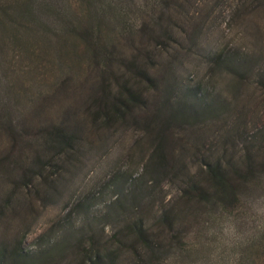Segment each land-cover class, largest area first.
Listing matches in <instances>:
<instances>
[{
  "label": "rangeland",
  "instance_id": "374dc122",
  "mask_svg": "<svg viewBox=\"0 0 264 264\" xmlns=\"http://www.w3.org/2000/svg\"><path fill=\"white\" fill-rule=\"evenodd\" d=\"M139 1L56 0L55 7L67 15L58 17L53 27L64 28V21L74 19L75 28H90L92 38H72L81 49H72L66 77L55 81L52 73L44 74L41 69L37 84H54L21 120V126L29 130L36 125L47 127L50 118L61 121L75 148L74 160L59 176L47 201L35 203L36 209L29 213L19 193L17 214L10 213L0 225L12 238L27 220L24 248L44 250L31 264H79L83 245L92 242L99 244L102 252L112 248V236L137 217L139 209L152 222L164 203L175 199L180 179L189 170H199L200 152L213 154L236 131H242L239 141L244 144L252 133L264 135V0H188L189 14L174 20L179 27L167 28L176 41L167 52L154 53L151 73L156 76V87L145 95L146 107L136 115L139 121L135 115L113 126L103 121V109L93 103L95 93L100 85L114 83L113 73L123 68V62L136 58L148 34L160 30V16H151L140 31L130 26L132 30L127 32L123 30L126 24L120 22L116 29L98 23L111 4L118 11L130 8L128 18L122 16L127 23L137 21ZM72 11L80 15H69ZM57 46L51 54L54 57L59 54ZM225 53L238 55L242 65L234 63L228 68L211 60L213 55ZM24 66L28 71L27 62ZM200 84L217 97L222 109L162 125L180 102L190 99L184 87ZM161 134L168 143L159 151L169 159L157 177L155 152ZM236 140L233 137L226 147L239 154ZM115 176L123 180L120 187L112 185ZM8 180V173L0 174V186L7 187ZM254 201L258 213L264 215V192ZM12 220L14 224L8 227ZM179 224L181 229L187 225ZM80 242L83 245L79 246Z\"/></svg>",
  "mask_w": 264,
  "mask_h": 264
},
{
  "label": "trees",
  "instance_id": "16d2710c",
  "mask_svg": "<svg viewBox=\"0 0 264 264\" xmlns=\"http://www.w3.org/2000/svg\"><path fill=\"white\" fill-rule=\"evenodd\" d=\"M187 1L140 0L135 22L127 23L122 18L123 15L128 18L130 8L122 7L118 11L111 4L109 12L103 14L99 25L103 22L106 27L116 29L120 22L126 24L123 30L127 32L132 30L130 26L140 31L149 24L151 16H160V30L148 34L146 45L136 58L123 62V68L113 73L114 83L100 85L94 95L93 103L103 109L100 111L107 125L123 124L129 116L145 109V95L156 87V76L151 73L154 53L167 52L176 41L167 28L179 27L174 20L189 14ZM55 6L56 0H0V174H9L8 186H0V225L10 213L17 214L15 202L21 197L19 193L29 213L36 209L35 203L44 204L59 176L74 160L73 138L61 121L50 118L47 127L36 125L32 126L33 130L21 126V120L40 101L44 90L54 84V81L37 84L41 69L44 74L52 73L55 81L64 77L71 69L67 59L71 58L72 49H81L72 38L75 35L92 38L91 29L75 28L74 19L64 21V28L53 27L58 17L67 15ZM71 14L80 15L77 11ZM56 46L59 54L54 57ZM211 60L228 68L243 63L238 55L229 53L213 55ZM25 62L30 66L28 71ZM184 93L190 99L180 102L169 121L162 125L189 121L222 109L217 97L201 84L186 85ZM241 132L228 136L221 149L213 154L200 152L199 170L195 173L189 170L180 179L175 199L164 203L154 221L150 222L139 209L138 216L112 236L114 246L103 252L95 242L90 246L80 242L79 246L83 247L79 264H209L213 253L220 264L229 261L264 264V215L258 213L254 201L256 195L264 192V135L252 133L246 136L244 144L239 141ZM233 137L237 139L235 146L239 147V154L229 152L226 147ZM158 138L160 149L155 155L159 165L157 177H160L168 156L159 150L168 143V138L164 134ZM112 185L120 187L123 180L115 176ZM185 222L186 227L181 229L179 223ZM27 223L22 221L20 228L24 230H18L12 238L0 227V264H31L40 259L36 254H44V250L24 248ZM11 224L13 220L7 226ZM232 229L236 239L229 248L224 243L225 232Z\"/></svg>",
  "mask_w": 264,
  "mask_h": 264
},
{
  "label": "clouds",
  "instance_id": "9594fccd",
  "mask_svg": "<svg viewBox=\"0 0 264 264\" xmlns=\"http://www.w3.org/2000/svg\"><path fill=\"white\" fill-rule=\"evenodd\" d=\"M225 236L227 237V240L224 241L225 245H227L229 248L232 247V241L236 239L235 229H232L231 232L226 231ZM209 264H220V262L216 259L215 253H213L210 257ZM229 264H231V261H229Z\"/></svg>",
  "mask_w": 264,
  "mask_h": 264
}]
</instances>
